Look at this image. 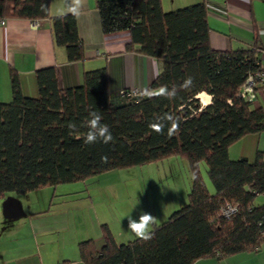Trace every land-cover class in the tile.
Masks as SVG:
<instances>
[{"label":"trees","instance_id":"obj_1","mask_svg":"<svg viewBox=\"0 0 264 264\" xmlns=\"http://www.w3.org/2000/svg\"><path fill=\"white\" fill-rule=\"evenodd\" d=\"M49 4L0 0V20L47 18L54 44L65 49L68 61H82L75 17L50 15ZM96 8L104 33L127 30L125 50L156 60L158 72L146 88L179 87L189 76L194 86L171 101L141 97L143 89L112 93L104 65L84 71L77 85L61 87L50 65L35 70L37 95L31 96L22 92L11 68V99L0 101V199L177 155L186 159L190 173L186 202L155 225L148 242L135 237L117 243L102 224L99 248L93 239L78 242L83 264H194L204 257L257 251L264 243V201H258L264 196V151L253 160L232 159L228 148L247 134L264 132V105L254 107L238 95L249 72L264 70L261 47L214 49L204 2L164 11L161 0H98ZM261 88L264 84L255 90ZM201 92L210 95L206 105ZM90 111L101 113L112 142L86 144L83 136L70 134L69 123L87 131L83 124ZM164 114L179 118L178 134L151 130L150 122ZM229 206L234 210L223 213Z\"/></svg>","mask_w":264,"mask_h":264},{"label":"crops","instance_id":"obj_2","mask_svg":"<svg viewBox=\"0 0 264 264\" xmlns=\"http://www.w3.org/2000/svg\"><path fill=\"white\" fill-rule=\"evenodd\" d=\"M97 1L86 0L81 14L75 17L84 49L82 61H68L65 49L54 44L49 19L9 18L3 23L0 20V101L11 99V68L18 72L22 92L31 96L37 95L35 70L50 65L56 67L61 87L77 85L84 71L104 65L112 93L125 88L138 92L149 85L158 72L156 60L125 50L129 40L127 30L104 33ZM63 2L50 0V15H57ZM196 2L207 6L209 42L214 49L254 45L264 48V0H161V5L164 11H169ZM258 150L264 151V132L243 136L228 148V155L232 159L253 160ZM102 224L109 226L117 243L135 238L127 229V218L94 217L90 227L76 231L70 228V221L63 213L31 211L7 219L2 214L1 202L0 264H83L78 242L93 239L99 248L103 243ZM194 264H264V243L257 251L240 252L223 259L204 257Z\"/></svg>","mask_w":264,"mask_h":264},{"label":"rangeland","instance_id":"obj_3","mask_svg":"<svg viewBox=\"0 0 264 264\" xmlns=\"http://www.w3.org/2000/svg\"><path fill=\"white\" fill-rule=\"evenodd\" d=\"M198 96L203 104L204 93ZM259 105H264V88L257 91L252 102L254 107ZM199 168L207 189L213 191L205 162H201ZM189 185L186 159L173 155L141 165L108 170L78 181L9 195L20 201L24 213H63L70 221V228L80 231L90 227L94 217L123 219L133 204H136L131 213L133 217L143 210L157 217V223H160L186 202ZM260 198L259 202L264 201Z\"/></svg>","mask_w":264,"mask_h":264},{"label":"clouds","instance_id":"obj_4","mask_svg":"<svg viewBox=\"0 0 264 264\" xmlns=\"http://www.w3.org/2000/svg\"><path fill=\"white\" fill-rule=\"evenodd\" d=\"M86 0H64L63 6L58 10V17L63 18L66 15H72L78 17L84 6ZM42 11L46 9L42 6ZM193 78L187 77L183 83L178 87L172 85L169 88L167 85H161L158 88H145L141 91V97L146 98H155V97H164L168 100H174L177 97L178 91L180 90H189L193 87ZM102 115L98 111H90L88 113V119L84 122L83 127L87 129L85 133L80 132V127L75 123H69L68 129L70 134L73 135L76 139H80L83 136L84 142L86 144H95L97 142H103L108 144L112 142L113 136L108 125L102 123ZM180 120L178 117L172 114H164L163 116H157L152 122H150L149 127L152 131L163 134L165 129L169 136L178 134L180 131L179 128ZM102 161L106 162L107 157H102ZM195 175L193 179H195ZM136 204L131 206L130 213L126 214L127 218V229L130 231L134 237L138 238L140 241L148 242L154 238V227L157 224V217L152 215L149 212L143 210L140 211V214L137 217L132 216V211L135 209ZM124 217V218H125Z\"/></svg>","mask_w":264,"mask_h":264},{"label":"built area","instance_id":"obj_5","mask_svg":"<svg viewBox=\"0 0 264 264\" xmlns=\"http://www.w3.org/2000/svg\"><path fill=\"white\" fill-rule=\"evenodd\" d=\"M1 23L3 21L1 20ZM37 23L34 22L33 26ZM260 58L264 59V49H259ZM260 84H264V70L256 71V72H249L242 87L239 92V96L248 102H253L256 99L257 91L255 90L256 87ZM133 95L136 93L135 91L131 92ZM234 207H227L224 209L223 213H228L233 211Z\"/></svg>","mask_w":264,"mask_h":264},{"label":"water","instance_id":"obj_6","mask_svg":"<svg viewBox=\"0 0 264 264\" xmlns=\"http://www.w3.org/2000/svg\"><path fill=\"white\" fill-rule=\"evenodd\" d=\"M2 214L7 219H12L24 215L20 201L12 195H7L2 201Z\"/></svg>","mask_w":264,"mask_h":264},{"label":"bare ground","instance_id":"obj_7","mask_svg":"<svg viewBox=\"0 0 264 264\" xmlns=\"http://www.w3.org/2000/svg\"><path fill=\"white\" fill-rule=\"evenodd\" d=\"M205 95V94H204ZM209 100H210V97L208 96V95H205L204 97H203V104H208L209 103Z\"/></svg>","mask_w":264,"mask_h":264}]
</instances>
